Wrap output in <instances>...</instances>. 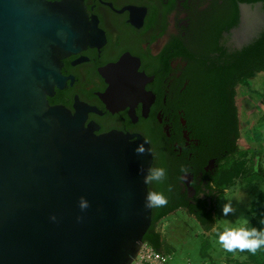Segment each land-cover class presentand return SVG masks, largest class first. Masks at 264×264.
<instances>
[{"label":"water","instance_id":"95a60500","mask_svg":"<svg viewBox=\"0 0 264 264\" xmlns=\"http://www.w3.org/2000/svg\"><path fill=\"white\" fill-rule=\"evenodd\" d=\"M87 21L79 0H0V264H132L152 226L149 141L48 99Z\"/></svg>","mask_w":264,"mask_h":264},{"label":"flooded vegetation","instance_id":"af4514ba","mask_svg":"<svg viewBox=\"0 0 264 264\" xmlns=\"http://www.w3.org/2000/svg\"><path fill=\"white\" fill-rule=\"evenodd\" d=\"M79 1L92 43L63 58L64 87L50 104L84 114L96 134L144 136L152 167L167 170L163 189L153 183L150 191L167 196L169 214L184 211L200 223L219 195L222 161L197 135L192 114L203 108L205 73L264 34V0Z\"/></svg>","mask_w":264,"mask_h":264},{"label":"trees","instance_id":"16d2710c","mask_svg":"<svg viewBox=\"0 0 264 264\" xmlns=\"http://www.w3.org/2000/svg\"><path fill=\"white\" fill-rule=\"evenodd\" d=\"M207 52L211 53L212 51ZM206 58H211V56ZM260 73H264V34L251 48L232 56L230 62L225 65H215L205 73L206 91L201 99V104H203V108L209 107V104L213 108L206 110L199 106L194 110L192 117L196 122L195 131L197 135L212 149H217L214 153L222 161L220 169L223 168V171L221 170V174L218 171L214 178V182L217 181L216 183L222 185V187L217 188L219 194L224 193L232 185L235 177L239 176L241 171H246L247 160L242 159L248 157L249 151L240 149L238 144L241 137V117L237 104L238 87L242 85L247 87L250 92L256 93V90L252 89L251 81ZM198 102L200 101L198 100ZM262 123H264V113L259 119V124ZM254 153L260 157L262 155L261 151ZM237 154H239L240 160L232 158ZM247 179L249 184L254 181L264 182L262 165L255 166L253 164ZM158 185L163 189V181ZM160 188L158 190H161ZM262 207H264V192L260 195L259 200L253 204L251 211L254 213ZM162 208H153V223L144 236V242L150 244L157 251L164 252L166 239L162 232L157 230V224L172 209ZM213 211L214 208L198 215V219L206 231L211 230L216 224ZM263 225L264 222L258 220H252L248 223L249 227L255 226L258 229L264 228ZM209 247L210 243L204 246L202 250L204 257L209 255ZM244 254L248 255V260L241 264H264V249L258 250L256 255H252L246 250Z\"/></svg>","mask_w":264,"mask_h":264},{"label":"rangeland","instance_id":"374dc122","mask_svg":"<svg viewBox=\"0 0 264 264\" xmlns=\"http://www.w3.org/2000/svg\"><path fill=\"white\" fill-rule=\"evenodd\" d=\"M251 85L256 93L240 85L237 96L241 117V137L238 144L240 149L249 151L248 157L242 159L247 160L246 171H241L232 185L214 200L213 214L216 224L211 230L206 231L197 219L184 211L168 214L157 224V230H160L166 239L164 252L167 255L170 254L171 264H241L248 260V255L239 250L233 255L224 251L218 243L217 235L225 227H236L241 221H247V224L252 220L264 222V207L254 213L251 211L253 204L264 192V182L254 181L249 184L247 181L253 164L255 166L261 164L264 168V151L261 150L264 144L261 142L264 130L258 129L259 119L264 113V73L252 79ZM258 151L262 152L261 157L254 155V152ZM232 158L240 160L239 154ZM222 169L219 170L220 174ZM216 182L214 184L217 188L222 187ZM227 202L232 203L236 212L225 217L222 214V208ZM208 243H210L209 255L204 257L202 250Z\"/></svg>","mask_w":264,"mask_h":264},{"label":"clouds","instance_id":"9594fccd","mask_svg":"<svg viewBox=\"0 0 264 264\" xmlns=\"http://www.w3.org/2000/svg\"><path fill=\"white\" fill-rule=\"evenodd\" d=\"M146 143V142H145ZM145 143L137 144L135 152L138 155H144L148 149ZM167 170L164 167H150L147 174L144 176L145 184H159L166 178ZM167 196L160 191H150L145 197V206L148 208H158L167 205ZM89 207L86 198L81 197L79 200V208L83 211ZM236 209L231 202L223 205L222 214L227 217L229 214H235ZM52 221L56 220L53 215L50 218ZM79 219V218H78ZM218 243L222 246L224 251L234 253L237 250L244 252L245 250L252 255H256L258 250L264 249V229H258L255 226L249 227L247 221H241L236 227H225V229L218 234Z\"/></svg>","mask_w":264,"mask_h":264},{"label":"built area","instance_id":"2783aa9c","mask_svg":"<svg viewBox=\"0 0 264 264\" xmlns=\"http://www.w3.org/2000/svg\"><path fill=\"white\" fill-rule=\"evenodd\" d=\"M170 259V254L157 251L150 244L144 242L132 264H171Z\"/></svg>","mask_w":264,"mask_h":264},{"label":"crops","instance_id":"0c3cea01","mask_svg":"<svg viewBox=\"0 0 264 264\" xmlns=\"http://www.w3.org/2000/svg\"><path fill=\"white\" fill-rule=\"evenodd\" d=\"M260 125H261V126H260ZM260 125L258 126V127H259L258 129H261V130L263 129V130H264V123H262V124H260ZM262 126H263V128H260V127H262ZM263 136H264V134H263ZM261 142L264 143V137H263V140H262ZM261 150L264 151V144L262 145Z\"/></svg>","mask_w":264,"mask_h":264},{"label":"bare ground","instance_id":"6f19581e","mask_svg":"<svg viewBox=\"0 0 264 264\" xmlns=\"http://www.w3.org/2000/svg\"><path fill=\"white\" fill-rule=\"evenodd\" d=\"M247 26V25H246Z\"/></svg>","mask_w":264,"mask_h":264}]
</instances>
